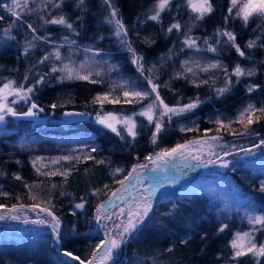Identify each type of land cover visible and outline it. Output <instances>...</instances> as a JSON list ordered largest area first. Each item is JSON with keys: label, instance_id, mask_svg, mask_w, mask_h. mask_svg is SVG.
Listing matches in <instances>:
<instances>
[{"label": "trees", "instance_id": "obj_1", "mask_svg": "<svg viewBox=\"0 0 264 264\" xmlns=\"http://www.w3.org/2000/svg\"><path fill=\"white\" fill-rule=\"evenodd\" d=\"M76 2L65 0L57 8L54 7L57 0H28L26 6L24 0H20V7L15 8L18 15H13L8 11L12 0H0V83L13 81L14 87L22 85L24 88L36 85L29 100L20 99L16 111L22 112L35 102L40 115L46 116L45 121L38 123L9 114L0 123V205L5 206L0 208V215L15 213L9 211L13 205L30 210L18 214V221L7 220L9 218L0 221V264H68L66 260L79 264L64 254L63 258L57 256L46 224L34 222L51 219L43 208H51L61 220L58 249L71 251L83 260L91 259L101 240L93 221L98 206L111 189L132 167L147 161L145 157L202 135L219 137L214 146L216 150L203 154V158L213 159L217 164H220L218 157L227 159L231 162L229 166L208 164L203 172L183 185L153 198L146 223L132 233L105 264H264V256L251 254L233 260L234 250L230 245L235 233L260 228V225L249 224V215H264V192L260 191L264 181V146L254 147L264 140V113L254 112L251 125L245 121L247 117L242 123L236 119L238 111L248 104L255 105L256 109L264 107V18L253 16L245 24L235 16L236 8L230 16V0H211L214 11L203 20H196L197 14L187 6L186 0H172L157 23L147 19L153 13L156 0H113L128 28L127 39L143 57L144 71L140 72L132 62V53L113 35V26L105 22L110 10L104 0H85L83 9L77 8ZM61 15L73 23L75 32L62 25L44 23ZM77 17H80L78 21ZM225 17L229 19L225 21ZM177 21L181 28L168 33L167 28ZM29 24L36 29L35 33ZM217 29L235 33L236 43L245 51V56H239L234 47L225 44L227 38L218 35ZM185 35L196 41V47L185 45ZM34 36L47 37L52 43L33 39ZM64 37L75 44L65 43ZM144 37H150L154 43H145ZM249 41H255V46L247 48ZM29 42L35 47L25 53ZM209 45L217 50L209 51ZM57 46L62 60L55 58ZM88 48L93 49L92 55L108 54L111 63L108 75L97 76L95 70L87 81L61 80L60 71H51L54 64L60 68L63 63L70 66L79 63ZM46 54L49 58L38 63ZM208 57L227 66L229 73L240 64L245 69L254 68L256 74L241 77L239 82L233 76L230 91L218 95L217 89L224 87V72L211 68L204 71ZM184 61L188 62L186 66H182ZM186 67L192 71H186ZM178 72L184 75L178 77ZM45 73L48 74L45 80L36 84ZM148 77L159 85L160 96L169 106L201 101L197 108L172 116L170 120L165 116L164 131L156 144L150 142L153 125L145 117L133 116L154 99V94L138 103H124L123 99L120 103H105L103 107L93 103L98 91L109 92L110 87L121 89L118 79L150 91ZM93 79L101 82L92 83ZM112 80L116 82L115 87ZM250 84L260 87L249 93L246 88ZM58 98L60 101L56 100ZM53 104L57 107H51ZM67 108L84 113L86 118L74 122L61 119V110ZM107 111L133 116L139 133L135 140L125 132L121 139L96 121L98 113ZM156 115L159 117V110ZM217 118L223 120L225 126L216 124ZM181 124L186 125L183 131ZM87 139L96 149L89 151L95 159L78 160L69 169L66 180L61 173L45 175L30 165V157L39 144L57 147L68 141ZM246 147L255 150L248 158L254 161V166L247 165L245 156L240 158ZM224 152L230 155H221ZM97 160L105 163L98 164ZM116 168L122 171L113 175ZM14 174L22 179H15ZM96 189L100 191L95 192ZM81 199L86 201L85 206L76 209L75 204ZM221 224L228 227L218 232ZM204 233L207 236L202 239ZM254 235L257 245L264 243V229ZM181 240L187 243L182 244ZM169 247L172 251H167Z\"/></svg>", "mask_w": 264, "mask_h": 264}, {"label": "snow or ice", "instance_id": "obj_2", "mask_svg": "<svg viewBox=\"0 0 264 264\" xmlns=\"http://www.w3.org/2000/svg\"><path fill=\"white\" fill-rule=\"evenodd\" d=\"M28 0H24L25 6L27 5ZM65 0H57V3L54 4V7H61ZM172 0H156L153 8V13L147 17L148 20L154 21L159 23L161 21V13L164 12L167 8L171 6ZM187 6L191 9L192 12L196 13V20H203L206 15L211 14L214 11L213 5L211 3V0H186ZM104 3L109 8L110 12L109 15L105 17V22L113 26V35L116 36L121 45L127 49L130 53H132V62L137 66V70L140 72L144 71L143 67V57L138 55L136 53V50L132 48L131 41L127 39L128 36V28L125 26L123 19L119 17L118 9L114 6L113 0H104ZM237 5H239L238 9L235 11V16L240 17L245 24L248 23L249 19L253 16H258L260 18H264V0H230V6L228 8V12L231 16L233 13V9L237 8ZM77 8L83 9L85 6V0H77L76 5ZM20 7V0H12V7H8V11L11 12L13 15H18V13L15 12V8ZM2 19V17H0ZM77 21L80 19V17L76 18ZM229 17H225V21H227ZM45 24H55V25H62L66 29L71 30L72 32H75L76 29L74 28V25L72 22H69L68 18L64 15H61L59 17H53L51 20H45ZM29 28L32 29V32L35 33L36 29L32 28V25H28ZM181 28V24L177 21L175 23H172L168 28L167 32L171 33L174 29L179 30ZM217 34L226 37L227 39L224 41L225 44H230L232 47L235 48V51L239 54V56L244 57L245 51L241 49V46L236 43V35L232 31H229L227 29H217ZM5 35H8L7 30H5ZM11 38V37H9ZM102 38V37H101ZM33 39L43 40L47 41L48 43H52L51 40H49L47 37H33ZM64 42L68 44H75V41H69L67 37H64ZM144 42L151 44L154 43V40H152L150 37H144ZM184 43L187 47L192 48L196 47V41L189 36L185 35ZM217 44L220 43L219 40L216 42ZM256 44L255 41H249L246 45L247 48H252ZM35 47L34 44L31 42L28 43L27 47L24 48V52L27 53L30 48ZM209 51L215 52L217 49L214 46L209 45L208 47ZM85 51H93V49L88 48ZM54 54L56 60H62L63 58L60 55L59 52V46H57L54 49ZM49 58V55L46 54L44 57H42L38 63H43L45 60ZM188 64L187 61L182 62V66H186ZM85 66L84 64H81L79 68H74L70 66L69 63H63L62 67L57 68V66L54 64L51 68L52 72L60 71L62 73L60 79H77V80H90L92 73L89 71L87 74L82 75L80 69H83ZM209 68L211 69H222L225 76V82L224 87L217 89L218 95H223L225 92L230 91L231 85H232V77L234 76L239 82L241 77H251L256 74V71L254 68L245 69L240 66V64H236L235 67L232 69L231 73H229L227 66H224L221 64L219 60L210 63L204 67V71H207ZM151 71V69H149ZM186 71L191 72L192 69L190 67H186ZM48 74L45 73L40 76V78L36 81V84H40L45 80V77ZM97 76H99V73H96ZM178 77L184 75V72H178L176 74ZM27 79V76L25 77ZM148 80V84L151 86L150 91H139L135 90L134 87L132 90H129L128 87H125V85H128L131 87L130 82H122L119 87L123 88L122 92V98L120 96H117L115 98L112 97V91L104 92L102 94H97L93 98V103H98L103 107L105 103H120L121 99H123L124 103H138L142 100H144L146 97L152 96L154 94V99L148 103L138 114L134 113L133 116L139 115L142 117H146L148 123L150 125H153V131L151 135L150 142L152 144H156L160 135L164 131V126L162 123V120L165 116L168 117L170 120L172 116H178L185 112H189L195 108L198 107V105L201 103L199 99H196L188 104H184L182 106H169L166 104L163 100V98L160 96V93L158 91L159 85L154 83L152 78L148 77L146 78ZM92 83H100L99 80H91ZM194 82V81H193ZM203 83H207V81H202ZM14 82L8 81L7 83H4L2 87H0V123H2L5 120V117L7 115L11 116H23V117H30L35 116L37 113L34 111V109H37L39 106L32 102L31 106L28 108L25 112H17L13 107H10L8 103H6L7 96L16 95L18 99H23L25 101L30 99L31 94L33 93L35 86L32 85L27 88H24L22 85L19 87H13ZM115 87V86H114ZM260 87L256 84H250L247 86L246 90L249 93H252L256 88ZM12 103H15L13 101ZM51 107L55 108L57 107L56 104L51 105ZM40 111H43L42 108L39 109ZM159 110V117H157L156 112ZM259 111L261 113H264V107L260 109H256L255 105L248 104L246 107H244L238 114L237 120L239 122H243L245 117L247 116V123L251 125L254 121L252 119V115L254 112ZM67 115H72V113H66ZM79 115H84V113H79ZM133 116H117L115 113L108 112L103 115L97 114V122L101 125H104L106 128L110 129L113 133H116L117 136H120L121 139H124V136L122 135L123 132H127L129 136L135 140L136 136L139 134L137 129V124ZM259 117H257V120ZM216 124L225 126L224 121L220 118H217L215 121ZM231 121H229V124ZM122 124L124 127L123 129H118L117 125ZM181 130H185L181 128ZM212 140H218L219 137H212ZM203 144V141H187L183 144H176L175 146L171 148H165L161 151L157 152L155 154V159H153L152 155H149L145 157L146 160H150L153 163H155L157 160H162L167 162L168 158L176 157L177 154L180 156H185L186 152H189L190 146L193 144ZM264 146V140H261L258 145H255L254 147H260ZM92 151H96L95 148L92 149ZM242 151L250 152L251 149H242ZM224 156L230 155L229 152H224ZM88 159H95L94 157H87ZM193 159L199 160V156L192 157ZM37 160L42 158H36ZM64 160L71 159L68 156L62 157ZM217 160L220 162L222 167H228L231 163L227 160H220L218 157ZM56 161H53L55 163ZM217 161L208 160L206 161L207 164L215 163ZM96 163L103 164L105 163L104 160H97ZM33 164L35 165V161H33ZM140 167L143 168L145 165H137L133 167V170L128 173V176H125L123 180H120L119 183L121 184V188L117 189L116 192L112 193V196L109 198L108 203L111 204L113 199H123V197L118 196V192H121L125 189V182L133 175V172H135L136 168ZM39 171V169H37ZM122 169L116 168L113 170V175L116 173L121 172ZM69 171L65 170L61 175L65 177V180L67 179V176L69 175ZM45 175H56L55 172H48L45 173ZM14 178L19 180L22 179L19 174H14ZM171 182V181H170ZM53 187H56L53 185ZM105 188H107V185H105ZM99 189H96L95 192H99ZM260 191L264 192V181L260 184ZM4 195H7V193H3ZM61 195H64V193H61ZM151 197L152 192L149 191L148 197L141 198L138 201H133V206L129 207L126 213L127 219L125 221H121L119 224H114L113 227L115 229H118L115 235H110L111 229L109 230V233H106V237H109L105 240L100 241L99 244L96 245L95 249L92 252V258L87 261V264H105L107 260H110L112 257V253L114 250L121 247L122 244L126 243L127 240L131 237L132 233L137 231L141 226H143L146 223V219L148 218L149 212L152 209V203H151ZM86 201H83L81 199L80 203L75 204L76 209H83L85 206ZM5 207L4 205H0V208ZM17 207H23L13 205L12 208L9 210L10 212H15L17 210ZM33 208L37 207L36 205L32 206ZM105 207L104 204H101L97 208V215L95 217L96 220H100L102 218L101 216V209ZM43 212L47 213L48 217H51V219H41L38 221H34L35 223L40 224H51L52 231L55 233V239L56 242L59 243L61 239V220L58 216L55 215V213L51 210V208H43ZM75 214V213H73ZM120 215H125V210L123 208L120 209ZM4 215H0V220L4 219ZM12 219H19L20 217L18 215L11 216ZM103 219H111L109 216H104ZM248 222L250 225H260V228L252 227L250 231L248 232H237L234 235V238L230 241L231 248L233 251L232 259L235 260L236 258H239L241 256H245L248 254H251L253 256H264V243H261L257 245L255 240V232L260 231L261 229H264V215H249L247 217ZM27 222V221H26ZM228 225L221 224V226L217 229L218 232H223L225 228H227ZM73 230L74 227H73ZM207 233L202 234V239L206 238ZM182 244L187 243V240H181ZM103 247V254L98 255L101 248ZM167 251H172V248L169 247ZM203 251V249H201ZM63 254L65 256L71 257L72 259L79 262V264H86L85 260L81 259L79 256H74L71 251L64 250Z\"/></svg>", "mask_w": 264, "mask_h": 264}, {"label": "rangeland", "instance_id": "obj_3", "mask_svg": "<svg viewBox=\"0 0 264 264\" xmlns=\"http://www.w3.org/2000/svg\"><path fill=\"white\" fill-rule=\"evenodd\" d=\"M238 7L239 5H237L236 10L238 9ZM107 55L108 54L101 55L98 53H94V55H92V51L91 52L87 51V55L84 56V58L82 57L79 63H76L72 67L79 68L81 64H84L85 67L83 69H80L82 75L87 74L89 71H91L92 73L95 70H96L95 71L96 73L97 71L101 72L99 76H102L105 73H107L106 75H108L110 67H111L110 66L111 63L108 61ZM213 62H215V60L212 59V57H208L207 61H205L204 64L208 65ZM106 77L109 79V76H106ZM118 81L122 83V82H125V79L123 80L118 79ZM110 82L112 86H115L117 79H116V82L113 80ZM126 82H129V81H126ZM4 83H7V82L2 81V83H0V87H2ZM125 87H128L129 90H132V88L134 87L135 90L146 91V90H142L139 87H136L133 85H131V87H129L128 85H125ZM149 87L151 88L150 85ZM110 90L112 91V97L110 98H115L119 96V93L121 94L120 97L122 98V92L124 90L123 88L113 89L112 87H110ZM104 92H105L104 90L98 91L97 94H102ZM59 99L60 98L56 100L60 101ZM13 101H15V103H12ZM19 101L20 99H18L16 95H11V96H7L6 103H8L10 107H13L16 110V107L18 108ZM143 108L144 106L141 107L139 111H141ZM24 109H26V107ZM34 111L37 114L33 116L31 119H28V121L29 120L38 121V123L45 121L46 116L44 117L40 115V113L38 112V108L34 109ZM240 111H238L236 117H238V114ZM106 113H108V111ZM99 114L103 115L104 113H99ZM116 115L120 117L127 116L124 114L122 115L116 114ZM77 119H80V118H77ZM77 119L75 121H77ZM80 120H83V119H80ZM245 121H247V118L245 119ZM118 127L123 129L124 126L122 124H118L117 128ZM181 127L186 128V125L181 124L180 128ZM189 141H203L204 143L202 145L199 143L191 145L189 152H186L185 156L182 157L179 154H177L176 157L168 158L167 162L162 161V160H157L155 163H153L150 160H147L145 162L143 161L142 165H145V167L143 168L137 167L135 172H133V175L129 177V179L125 182V189L117 193L118 196L123 197V199H113L112 203L109 204L108 203L109 198L112 196L113 192H116L117 189L121 188V184L118 182L116 186L113 189H111V191L107 195L108 197L106 198V200H102L101 202V204L105 205V207L101 209L102 218L99 221L94 218V221H93V225L99 229V237L101 238L100 241L109 238V237H106V233H109L110 229H111L110 235L116 234L118 229H115L113 225L119 224L121 221H125L127 219L126 213H127L128 208L133 206V201H138L142 197L146 199L149 195V191L152 192V197H151V201H152L153 198L155 197L157 198L158 196L163 195L164 191H169L173 189V187L175 186L178 187V186L183 185V183L193 178L194 175L203 172L204 167L210 166L206 163V161L213 160V159L203 158L204 157L203 154H209V152L216 150L214 146L218 144L217 140L214 141L211 138L209 137L205 138V136L202 135L201 137L196 138V139L191 138V140ZM90 142H91L90 139L82 140V141L80 140L78 142H72V143L68 141L66 144L62 146H57V147H55L54 145H50V144L49 145L47 144V146L45 147V144H39L38 147L34 149L35 153L32 154L33 156L30 157V165L36 171L37 169H39V172L41 173L55 172L56 174H58V173H63L65 170L69 171L70 168L74 167V165L78 162V160H85L87 159V157L90 156L89 151L90 149H93ZM183 143L185 142H182L181 144ZM173 146L175 145H171V147ZM246 149L248 148L246 147ZM254 151L244 152L240 156V158L245 156V162L249 166H254V161L248 159L251 156H253L252 153ZM65 156H68L71 159L69 160L62 159V157H65ZM194 156H199L200 159L199 160L193 159L192 157ZM38 157L42 159L37 160L36 158ZM153 159H155L154 155H153ZM33 161H35V165L33 164ZM53 161H56V162L53 163ZM214 165L217 166L221 164L215 163ZM132 170H133V167L131 168V170L127 172V175L125 176H128V173ZM125 176H123L120 180H123ZM121 208L125 210V215L123 216L120 215ZM22 209L23 208L18 207L15 213L13 214L18 215L20 213L22 214L29 213L30 211V210L28 211V210H22ZM13 214L9 216H5V218L0 221L4 222L6 221L7 218H9L7 220L18 221V219L11 218V216H14ZM104 216H109L111 217V219H103ZM21 223L22 222L20 221L19 224ZM47 225L49 226L50 229H52L51 225L49 224ZM100 241L97 244H99ZM118 250L119 248L114 250L112 253V256H114V254H116ZM62 251L64 252V250ZM102 254H103V247L101 248L98 255H102ZM23 264H31V263H23Z\"/></svg>", "mask_w": 264, "mask_h": 264}, {"label": "water", "instance_id": "obj_4", "mask_svg": "<svg viewBox=\"0 0 264 264\" xmlns=\"http://www.w3.org/2000/svg\"><path fill=\"white\" fill-rule=\"evenodd\" d=\"M31 106V105H30ZM28 110V108L27 109H25L24 111H22V112H25V111H27ZM66 113H72V115H67ZM79 111H73V110H70L69 108H67L66 110H61V112H60V117H61V119H63V120H67V121H69V122H73V121H75L77 118H80V119H85L86 118V115L84 114V115H79ZM16 117H18V118H22V119H25V118H28V119H31L33 116H30V117H23V116H16ZM46 230H48L49 231V233L51 234L50 235V238H52V240H53V246H54V250L56 251V253L58 254L57 256H59L60 258H63L61 255H62V251L61 250H59L58 249V243L56 242V240H55V233L52 231V229H50L49 228V226L46 224ZM68 264H74V263H71V262H69V261H66ZM85 262H87V260H85Z\"/></svg>", "mask_w": 264, "mask_h": 264}]
</instances>
